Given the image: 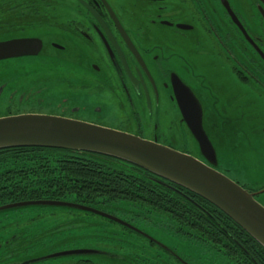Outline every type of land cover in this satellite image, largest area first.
Returning a JSON list of instances; mask_svg holds the SVG:
<instances>
[{
    "label": "flooded vegetation",
    "instance_id": "obj_1",
    "mask_svg": "<svg viewBox=\"0 0 264 264\" xmlns=\"http://www.w3.org/2000/svg\"><path fill=\"white\" fill-rule=\"evenodd\" d=\"M198 106L215 164L205 159L185 118L187 109ZM19 114L79 120L193 155L227 176L234 172L229 178L264 205V184L241 182L236 174H247L251 165L235 161L248 157L251 139L264 143V0H0V117ZM41 149H0V199L16 188L42 186L34 170L22 173L18 167L37 168L42 160H32V154ZM19 154L24 161L14 158ZM29 200L42 199L13 197L0 200V207ZM99 212L142 236L149 248L157 242ZM37 217L17 214L7 226L0 224V264L58 257H69L62 264H218V258L224 264H264L216 248L198 233L208 249L190 254L132 245L37 258L29 254L55 232H41L36 224L27 228L26 221L36 223ZM77 250L93 252L66 254ZM202 253L211 259L203 261L197 256Z\"/></svg>",
    "mask_w": 264,
    "mask_h": 264
},
{
    "label": "water",
    "instance_id": "obj_2",
    "mask_svg": "<svg viewBox=\"0 0 264 264\" xmlns=\"http://www.w3.org/2000/svg\"><path fill=\"white\" fill-rule=\"evenodd\" d=\"M185 118L205 159L210 164H215V152L203 130L199 106L187 109ZM31 146L92 153L147 171L200 196L264 247V205L254 197L255 193L193 155L123 131L70 118L45 114L0 117V149ZM24 206L69 207L101 214L91 206L56 199L9 204L1 206L0 212ZM79 252L82 254L93 251L77 250L66 254Z\"/></svg>",
    "mask_w": 264,
    "mask_h": 264
},
{
    "label": "trees",
    "instance_id": "obj_3",
    "mask_svg": "<svg viewBox=\"0 0 264 264\" xmlns=\"http://www.w3.org/2000/svg\"><path fill=\"white\" fill-rule=\"evenodd\" d=\"M45 149H41L40 155L32 154V160H42L37 168L18 165L22 173L34 170L33 175L37 174L42 186L16 188L13 193L4 192L0 200L47 198L88 206L97 200L132 201L200 234L216 248L233 249L234 254H245L243 259L246 260L264 261V247L222 211L193 192L171 182L165 181L168 186L164 185V180L135 166L109 165L100 157L72 150ZM24 156L19 154L14 158L22 162ZM237 246L244 248L241 249L244 253L235 250Z\"/></svg>",
    "mask_w": 264,
    "mask_h": 264
},
{
    "label": "rangeland",
    "instance_id": "obj_4",
    "mask_svg": "<svg viewBox=\"0 0 264 264\" xmlns=\"http://www.w3.org/2000/svg\"><path fill=\"white\" fill-rule=\"evenodd\" d=\"M110 114H112L111 111ZM186 144L189 145V142ZM244 154L248 157L235 158V161L239 165L241 163L250 164L251 169L247 171V174H236V177L249 187L263 185L264 143L259 142L256 138L251 139L250 147L246 146ZM230 176L233 177L234 172ZM92 207L130 223L146 234L148 238L157 242L149 248L147 241L142 236L129 232L119 224L108 221L97 214L69 207L29 206L5 210L0 212V224L7 226L10 218L17 214L23 215L26 219L38 216L36 223L26 221L27 228L31 224H36L37 229L41 232L55 231L46 239L42 249L29 254L30 256L37 255V258L73 249H131L134 248L132 245L145 246V249H181L187 254L197 249H208V244L201 240L195 232L186 227L180 228L173 220H166L163 215L148 212L149 208L146 206H135L134 203L119 200L94 203ZM197 256L203 261L211 259L210 254L202 253ZM67 261H70L69 257H58L33 264H62ZM217 262L224 264L221 258H218Z\"/></svg>",
    "mask_w": 264,
    "mask_h": 264
}]
</instances>
